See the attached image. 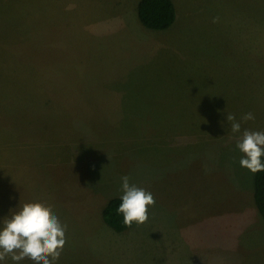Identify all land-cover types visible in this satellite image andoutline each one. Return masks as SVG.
Here are the masks:
<instances>
[{
  "label": "rangeland",
  "instance_id": "obj_1",
  "mask_svg": "<svg viewBox=\"0 0 264 264\" xmlns=\"http://www.w3.org/2000/svg\"><path fill=\"white\" fill-rule=\"evenodd\" d=\"M138 1L0 0V264H264V0Z\"/></svg>",
  "mask_w": 264,
  "mask_h": 264
},
{
  "label": "trees",
  "instance_id": "obj_2",
  "mask_svg": "<svg viewBox=\"0 0 264 264\" xmlns=\"http://www.w3.org/2000/svg\"><path fill=\"white\" fill-rule=\"evenodd\" d=\"M137 14L145 27L162 30L175 21V5L172 0H139ZM253 201L264 218V144L253 172ZM102 217L111 229L120 232L135 224L137 209L125 197L114 196L106 202Z\"/></svg>",
  "mask_w": 264,
  "mask_h": 264
}]
</instances>
